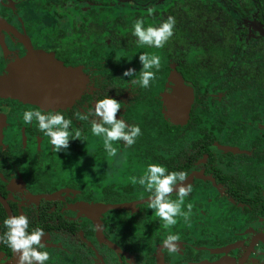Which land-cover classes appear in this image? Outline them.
Here are the masks:
<instances>
[{
  "label": "flooded vegetation",
  "instance_id": "1",
  "mask_svg": "<svg viewBox=\"0 0 264 264\" xmlns=\"http://www.w3.org/2000/svg\"><path fill=\"white\" fill-rule=\"evenodd\" d=\"M86 4L90 2L0 0V19L6 25H0V77L27 55V48L52 55L86 77L80 97L56 110L72 120L70 131L79 129L81 141H70L58 153L35 123L23 122L24 111L40 108L0 96V234L7 231L5 219L27 216L29 232L41 228L45 233L41 242L49 254L46 264H264V46L240 54L237 87L227 82L230 75L201 80L194 70L196 83L191 84L178 65L168 64L160 94L163 120L184 127L190 115L198 118L178 138V146L188 142L194 153L183 159L186 178L181 182L192 189L181 211L190 204L191 213L187 220L177 216L175 225L165 226L146 207L149 197L132 194L139 184L131 178L144 175L149 164L145 150L118 141L113 144L116 155L108 156L103 140L91 133V117L80 118L108 96L121 103L117 119L139 127L141 117L146 125L150 120L146 109L135 103L140 91L132 83L135 74L119 82L98 78L102 56L109 59L108 71L113 66L126 71L133 64L106 51L100 39L102 9ZM230 16L244 48L264 43V12L247 6ZM216 59L208 55L198 67L203 62L212 66ZM175 72L193 90L184 125L171 124L163 114L162 95L169 94L168 81ZM158 152L160 159L153 163L163 165L181 153L177 148ZM118 157L124 161L121 172L116 167L110 172L108 162ZM170 166L166 169L173 170ZM169 199L175 201L176 193ZM143 205L145 214L140 215ZM139 217L145 223L142 231L134 223ZM169 234L180 236L175 252L162 246ZM0 264H19V253L0 244Z\"/></svg>",
  "mask_w": 264,
  "mask_h": 264
},
{
  "label": "trees",
  "instance_id": "2",
  "mask_svg": "<svg viewBox=\"0 0 264 264\" xmlns=\"http://www.w3.org/2000/svg\"><path fill=\"white\" fill-rule=\"evenodd\" d=\"M89 1L92 9H102L100 26L103 32L100 39L105 42L106 51H110L113 55L117 53L122 59L132 60L135 73L134 78H139L141 64L138 60V55L147 53L150 56L155 55L160 58V68L156 72L155 79L150 82L148 88H141L137 99L136 106L140 109H146V116L150 119L147 125L144 117H141L140 129L141 135L136 138V142L132 145L134 149L139 151L145 150L148 154L144 156L145 162L149 164L160 159L158 150L172 151L177 148L181 153L176 155L174 159L168 161L170 168L177 172H184L183 164L187 156L193 157L194 153L190 150L188 142H184L178 146L179 136L195 124V114L189 116L187 124L184 127H171L162 118L161 109V87L165 82V76L169 70V63H175L179 66L181 76L191 82L196 83L195 78L192 79V71L194 75H198L200 79L217 80L230 75L232 79H227L229 84L237 87L239 83L236 78L239 76V56L241 53H255L257 49L264 46V43L251 45L255 48H244L243 39H240L235 34L231 14L238 15L240 7L252 6L253 9H258V14L264 12L263 0H81ZM157 1V2H156ZM168 5L166 9L161 7ZM168 17H173L175 20L173 35L164 44L162 48H154L149 46H138L136 37L132 35V26L136 20L140 19L144 23V27H158L160 23ZM120 42H119V40ZM108 42V44H107ZM251 44V43H250ZM249 44V45H250ZM259 50V49H258ZM104 54V53H103ZM216 55V60L212 66L198 67L200 60H205L208 55ZM103 72L99 75L106 80H126L123 76L124 71L119 66H113V71L107 70L109 59L101 57ZM197 64V66L195 65ZM198 68V69H197ZM155 71V69H153ZM193 75V76H194ZM236 77V78H235ZM235 78V79H234ZM137 85V84H135ZM201 87V86H200ZM203 91L204 90H199ZM196 129L201 130L200 123L195 125ZM177 146V147H176ZM185 151H188L186 154ZM155 164V163H154ZM167 167L166 164H160ZM175 193V190L174 192ZM172 193V194H173ZM133 196L141 199L149 197V193L145 192L144 187L138 185L132 190ZM149 202V201H148ZM145 205L142 206L141 214H145ZM150 211L154 213V218L160 219L155 214V210H151L149 204L146 205ZM137 214V213H135ZM134 217L137 218V215ZM140 218V217H139ZM141 219V220H140ZM136 219L134 223L139 226L142 231L144 220ZM149 220L150 217H149ZM136 232V229H132ZM137 239H140L134 233Z\"/></svg>",
  "mask_w": 264,
  "mask_h": 264
},
{
  "label": "clouds",
  "instance_id": "3",
  "mask_svg": "<svg viewBox=\"0 0 264 264\" xmlns=\"http://www.w3.org/2000/svg\"><path fill=\"white\" fill-rule=\"evenodd\" d=\"M175 20L168 17L159 24L158 27H144L142 20L138 19L132 26V35L136 37L138 46H149L162 48L172 37ZM141 64L139 78L132 81L141 88H148L150 82L155 79L156 72L160 68V58L155 55L141 53L138 55ZM155 69V71H153ZM137 73L135 69L129 68L124 71L123 76L129 77ZM121 109V103L114 98L106 96L98 100L94 108L81 119L90 120L91 133L103 140L104 149L108 156H115L117 149L113 147L114 142L122 141L124 145L131 147L136 138L141 135V129L136 124H128L123 119H117V113ZM23 122L25 125L35 123L37 130L49 138L54 150L58 153L69 147L72 140L81 141L79 129L70 131L72 120L65 118L60 111L34 109L23 112ZM184 172L168 171L160 164H148L144 175L139 178L133 176L132 183H138L149 193V207L155 210V214L160 217L165 226H172L177 223L176 217L183 216L188 219L192 206H187V211H181L184 199L189 196L192 189L185 186ZM177 196L175 201L169 199V195L174 192ZM6 232L0 234V244L10 248L13 252L19 253V264H46L49 254L44 251L45 244L41 242L45 235L43 229H29V218L25 215L10 216L3 221ZM180 240L178 234H169L162 241V246L170 252H175Z\"/></svg>",
  "mask_w": 264,
  "mask_h": 264
},
{
  "label": "water",
  "instance_id": "4",
  "mask_svg": "<svg viewBox=\"0 0 264 264\" xmlns=\"http://www.w3.org/2000/svg\"><path fill=\"white\" fill-rule=\"evenodd\" d=\"M0 25L6 28L1 19ZM27 49V55L9 65L0 77V96L42 110L70 107L80 97L86 77L65 68L52 55ZM168 82L169 94L162 95L163 114L171 124L184 125L193 104V90L176 72Z\"/></svg>",
  "mask_w": 264,
  "mask_h": 264
},
{
  "label": "rangeland",
  "instance_id": "5",
  "mask_svg": "<svg viewBox=\"0 0 264 264\" xmlns=\"http://www.w3.org/2000/svg\"><path fill=\"white\" fill-rule=\"evenodd\" d=\"M163 6L161 7L163 10L166 9L168 7V5H164V3L162 4ZM124 161H122V159H120L119 157L116 158V162L115 161H109L108 162V167L111 170L113 167H116L118 173L121 172V167L123 166ZM108 169V168H107ZM113 170H111L110 172H112ZM115 171V170H114Z\"/></svg>",
  "mask_w": 264,
  "mask_h": 264
}]
</instances>
